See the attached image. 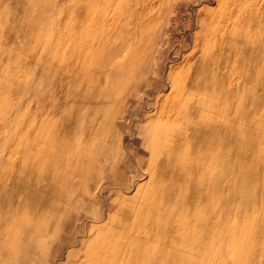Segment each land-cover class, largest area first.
Instances as JSON below:
<instances>
[{
  "label": "rangeland",
  "instance_id": "374dc122",
  "mask_svg": "<svg viewBox=\"0 0 264 264\" xmlns=\"http://www.w3.org/2000/svg\"><path fill=\"white\" fill-rule=\"evenodd\" d=\"M155 1L0 0V264H264V0Z\"/></svg>",
  "mask_w": 264,
  "mask_h": 264
},
{
  "label": "bare ground",
  "instance_id": "6f19581e",
  "mask_svg": "<svg viewBox=\"0 0 264 264\" xmlns=\"http://www.w3.org/2000/svg\"><path fill=\"white\" fill-rule=\"evenodd\" d=\"M152 1V0H151ZM209 1V0H208ZM212 1V0H211ZM239 1V0H238ZM241 1V0H240ZM149 2V1H148ZM147 2V3H148ZM155 2H158V0L157 1H155ZM160 2V1H159ZM212 2H214V1H212ZM146 3V4H147ZM162 3V2H161ZM209 3H210V1H209ZM254 3V2H253ZM145 4V5H146ZM215 4V3H214ZM238 4H239V2H238ZM164 5V4H163ZM169 5V4H168ZM240 5V4H239ZM246 5V4H245ZM148 6V5H147ZM162 7V6H161ZM252 7V6H251ZM260 8V7H259ZM141 9H142V7H141ZM145 9H146V7H145ZM144 9V10H145ZM261 10V9H260ZM156 11V10H155ZM212 12H214L213 10H212ZM211 12V13H212ZM226 12H227V10H226ZM259 12V11H258ZM130 13H131V15H130V18L133 16V14L135 13V12H133V10L131 9V11H130ZM225 13V12H224ZM229 14L230 13H228V16H229ZM241 15V14H240ZM243 15V14H242ZM255 15V14H254ZM263 15V14H262ZM154 17V16H153ZM206 17V16H205ZM232 17V16H231ZM230 17V18H231ZM235 17V16H234ZM254 17H257V16H254ZM148 18V22L147 23H145L144 25H146V26H144L145 28H147L149 25H150V20H152L153 18L151 17V16H149V17H147ZM156 18V17H155ZM198 18V17H197ZM224 19V18H223ZM234 19V18H233ZM237 19V18H236ZM244 19V18H243ZM255 19V18H254ZM154 20V19H153ZM204 20V19H203ZM263 20V19H262ZM229 21V20H228ZM240 21H241V19H240ZM239 21V22H240ZM249 21V20H248ZM153 22V24L155 23V21H152ZM197 22V21H196ZM201 22H202V20H201ZM206 22V21H205ZM216 22H217V20H216ZM232 22V21H231ZM230 22V23H231ZM236 22V21H235ZM258 22V21H257ZM204 23V22H203ZM220 23V22H219ZM241 23V22H240ZM138 24H141L142 25V23L138 20ZM197 24V23H196ZM222 24V23H221ZM236 24H238V22H236L235 23V25ZM200 25V24H199ZM226 25V24H225ZM229 25V24H228ZM218 26V25H217ZM217 26H216V28H217ZM251 26V25H250ZM116 27V26H115ZM206 27V26H205ZM220 27V26H219ZM248 27H249V25H248ZM215 28V29H216ZM227 28H229V27H227ZM264 28V27H263ZM217 30V29H216ZM222 30V29H221ZM227 30V29H226ZM234 30V29H233ZM264 30V29H263ZM214 32V37H215V31H213ZM219 32V31H218ZM228 32H230V31H228ZM227 33V32H226ZM234 35V34H233ZM251 36V35H250ZM199 37V36H198ZM220 37V36H219ZM231 37V36H230ZM225 38V37H224ZM233 38V37H232ZM244 38V37H243ZM197 39V38H196ZM258 39V37L256 38V40ZM248 40V39H247ZM250 40H253V38H250L249 39V42H248V44H250ZM115 41V40H114ZM200 41V40H199ZM197 42H198V40H197ZM196 42V43H197ZM201 44V43H200ZM244 44V43H243ZM247 44V43H246ZM254 44H256V42L254 43ZM196 46V45H195ZM198 46V45H197ZM247 46V45H246ZM251 46V45H250ZM249 46V47H250ZM192 47V46H191ZM254 47V46H253ZM193 48V47H192ZM252 48V47H251ZM258 48V47H257ZM264 49V48H263ZM262 51V50H261ZM222 55V54H221ZM189 56V55H188ZM198 57V56H197ZM226 57V56H225ZM189 58V57H188ZM223 58V57H222ZM190 59H192V58H190ZM185 60V59H184ZM199 60V59H198ZM189 60H186L185 61V63L182 65V70H181V72H182V76H183V78H182V82H181V88L182 89H184V94H185V96L187 97V95H188V93H187V86H188V82H190V75H191V73L192 72H194V68H195V66H196V62L193 60V62H188ZM192 61V60H191ZM230 61V60H229ZM258 61V60H257ZM262 61V60H261ZM201 62V61H200ZM198 63V62H197ZM201 66V65H200ZM219 67H220V65H219ZM113 68V67H112ZM174 68H176V67H174ZM199 68V67H198ZM177 69V68H176ZM176 69H174V72H175V70ZM197 69V68H196ZM207 70H209V69H207ZM173 73V72H172ZM174 74V73H173ZM172 74V75H173ZM171 75V76H172ZM177 79H178V77H177ZM172 81V80H171ZM174 81V80H173ZM232 81H234L233 80V78H232ZM176 83H179V82H176ZM234 83V82H233ZM230 85H231V83H230ZM171 88V87H170ZM178 88H180V87H177V89ZM189 92V91H188ZM163 95V94H162ZM184 96V95H183ZM185 98V97H184ZM161 102V101H160ZM165 103H166V101H165ZM188 103V101H185V102H183L182 103V105H181V107H184V105L185 104H187ZM194 103V102H193ZM221 103V102H220ZM165 105V104H164ZM163 104H162V106L164 107V109H165V106H164ZM180 105V104H179ZM166 108H167V106H166ZM225 108V107H224ZM161 108H159V110H160ZM176 109V108H175ZM210 110V109H209ZM220 110V109H219ZM162 111H163V109H162ZM176 111V110H175ZM203 111V110H202ZM209 112H212L211 110L209 111ZM218 112V111H217ZM214 113H216V112H214ZM213 113V114H214ZM179 115V114H178ZM217 115H218V113H217ZM223 115V114H222ZM225 116V115H224ZM223 116V117H224ZM173 117V116H172ZM230 117V116H229ZM182 118V117H181ZM171 119V118H170ZM179 119V118H178ZM184 122V121H183ZM182 123V122H181ZM182 125V124H181ZM194 137V136H193ZM149 160V159H148ZM149 162V161H148Z\"/></svg>",
  "mask_w": 264,
  "mask_h": 264
}]
</instances>
